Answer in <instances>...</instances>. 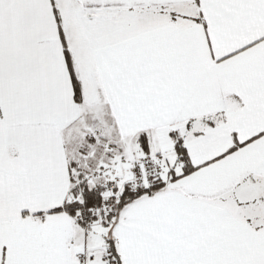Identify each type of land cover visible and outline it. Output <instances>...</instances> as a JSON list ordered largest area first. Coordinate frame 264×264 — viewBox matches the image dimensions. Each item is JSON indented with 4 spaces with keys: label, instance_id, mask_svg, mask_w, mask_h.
Listing matches in <instances>:
<instances>
[{
    "label": "snow or ice",
    "instance_id": "snow-or-ice-1",
    "mask_svg": "<svg viewBox=\"0 0 264 264\" xmlns=\"http://www.w3.org/2000/svg\"><path fill=\"white\" fill-rule=\"evenodd\" d=\"M0 264H264V0H0Z\"/></svg>",
    "mask_w": 264,
    "mask_h": 264
}]
</instances>
